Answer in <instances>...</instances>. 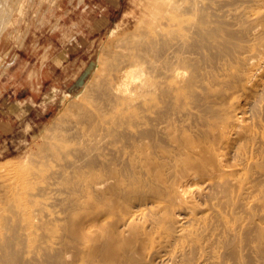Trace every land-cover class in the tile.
<instances>
[{
  "label": "bare ground",
  "instance_id": "obj_1",
  "mask_svg": "<svg viewBox=\"0 0 264 264\" xmlns=\"http://www.w3.org/2000/svg\"><path fill=\"white\" fill-rule=\"evenodd\" d=\"M161 1L0 181V264H264V0Z\"/></svg>",
  "mask_w": 264,
  "mask_h": 264
},
{
  "label": "rangeland",
  "instance_id": "obj_2",
  "mask_svg": "<svg viewBox=\"0 0 264 264\" xmlns=\"http://www.w3.org/2000/svg\"><path fill=\"white\" fill-rule=\"evenodd\" d=\"M159 2L0 0V181L32 168L29 159L87 101L83 91L101 74L103 49L130 45ZM205 193L209 204L200 206L213 213L217 199ZM24 198L19 206L31 214L40 207ZM155 263L179 264L169 257Z\"/></svg>",
  "mask_w": 264,
  "mask_h": 264
}]
</instances>
